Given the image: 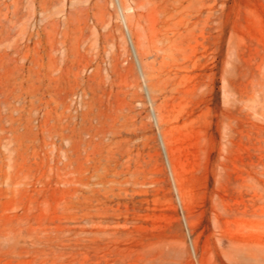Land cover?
<instances>
[{
	"label": "rangeland",
	"instance_id": "obj_1",
	"mask_svg": "<svg viewBox=\"0 0 264 264\" xmlns=\"http://www.w3.org/2000/svg\"><path fill=\"white\" fill-rule=\"evenodd\" d=\"M0 264H264V0H0Z\"/></svg>",
	"mask_w": 264,
	"mask_h": 264
}]
</instances>
